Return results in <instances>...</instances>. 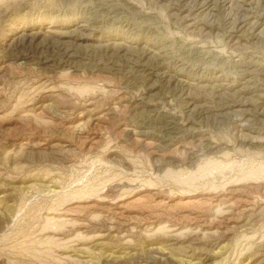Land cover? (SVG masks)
<instances>
[{"label": "rangeland", "instance_id": "rangeland-1", "mask_svg": "<svg viewBox=\"0 0 264 264\" xmlns=\"http://www.w3.org/2000/svg\"><path fill=\"white\" fill-rule=\"evenodd\" d=\"M0 264H264V0H0Z\"/></svg>", "mask_w": 264, "mask_h": 264}, {"label": "bare ground", "instance_id": "bare-ground-1", "mask_svg": "<svg viewBox=\"0 0 264 264\" xmlns=\"http://www.w3.org/2000/svg\"><path fill=\"white\" fill-rule=\"evenodd\" d=\"M228 5H229V4H228ZM244 10H245V9H244ZM241 22H242V21H241ZM241 22H240V23H241ZM96 23H97V22H96ZM80 26H81V25H80ZM87 29H88V28H87ZM232 33H233V32H232ZM23 40H24V38H23ZM67 55H68V54H67ZM143 56H144V55H143ZM156 65H157V64H156ZM178 65H179V64H178ZM145 66H146V65H145ZM246 70H247V69H246ZM243 71H244V70H243ZM250 72H251V71H250ZM215 74H216V73H215ZM215 74H214V75H215ZM259 74H260V73H259ZM239 75H240V74H239ZM252 75H253V74H252ZM255 75H256V74H255ZM163 76H164L163 78H164L167 82H169V79H170V78H167V76L165 75V73H164ZM241 77H242V76H241ZM255 77H256V76H255ZM260 77H261V76H260ZM210 78H211V77H210ZM214 78H215V77H214ZM245 78H246V77H245ZM250 79H251V78H250ZM146 80H147V79H146ZM209 80H210V79H209ZM217 80H218V79H217ZM254 80H255V79H254ZM242 82H243V81H242ZM247 82H248V81H247ZM258 83H259V82H258ZM167 85H168V84H167ZM187 106H188V105H187ZM149 124H150V123H149ZM149 124H148V125H149ZM150 125H151V124H150ZM146 127H147V126H146ZM174 127H175V126H174ZM146 131H147V130H146Z\"/></svg>", "mask_w": 264, "mask_h": 264}]
</instances>
